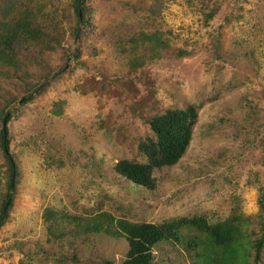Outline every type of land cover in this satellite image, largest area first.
<instances>
[{
	"label": "rangeland",
	"instance_id": "rangeland-1",
	"mask_svg": "<svg viewBox=\"0 0 264 264\" xmlns=\"http://www.w3.org/2000/svg\"><path fill=\"white\" fill-rule=\"evenodd\" d=\"M86 5L76 37L73 0H0V33L22 14L35 28L0 61V110L16 99L4 118L20 172L0 219V264H118L127 242L106 230L119 221L240 216L247 240L264 241V0ZM144 34L155 40L147 45ZM187 105L198 114L191 141L174 165L154 171L155 188L115 171L122 158L146 161L138 146L152 136L147 117ZM6 180L0 147V200ZM100 219L104 230L85 228ZM154 253L152 264L194 260L172 243ZM254 255L249 245L246 264H264V243Z\"/></svg>",
	"mask_w": 264,
	"mask_h": 264
},
{
	"label": "trees",
	"instance_id": "trees-1",
	"mask_svg": "<svg viewBox=\"0 0 264 264\" xmlns=\"http://www.w3.org/2000/svg\"><path fill=\"white\" fill-rule=\"evenodd\" d=\"M86 1L73 0L76 19L73 34L76 37L80 33L79 25L86 24ZM212 15L213 13H210L209 17ZM27 17L28 15L23 16L22 14V17L17 18L12 23L4 22L5 32L0 33V61L4 62V59L9 58L6 46H11L19 39L27 40L35 33V28L31 26V20ZM143 36L148 39L147 45L155 40V37L150 34ZM1 44L4 45L1 46ZM154 54H156L155 49L152 55ZM78 57L79 54H76L75 58ZM146 58L143 54L139 55L136 59H131L129 64L135 67L142 64ZM44 83H34L27 93H24L20 98V103L31 101L42 91L45 86ZM15 102V97H12L6 103L7 106L0 110L1 119L4 117L6 120L10 119L8 104ZM197 118V111L192 105L183 108H167L161 113L147 117L152 136L145 141H140L138 146L139 150L146 156V161L140 162L135 159L122 158L115 163V171L136 185L148 189L155 188L154 171L174 165L185 153L191 141L192 130ZM0 147L7 165V192L0 200V219H4L12 205L10 192H15L20 172L15 157L8 147L7 130L4 133L3 128H0ZM260 210L261 212L264 210V194L261 196ZM243 221L244 219H240V216L216 223H211L202 216L180 218L160 224L119 221L117 228L106 231L112 235L123 236L127 242L128 249L125 257L118 264H152L155 258L154 250L163 242L183 247L188 254L194 256L193 264H246L249 245L254 247V259L258 260L264 241L259 238L254 243H250L243 230ZM101 222V219L94 220L91 223H86L85 228L90 229L89 227L92 226L97 231L104 230ZM56 225L55 222H50L48 226L52 234L57 229ZM261 228L263 237L264 219ZM105 264L115 263L106 261Z\"/></svg>",
	"mask_w": 264,
	"mask_h": 264
},
{
	"label": "water",
	"instance_id": "water-1",
	"mask_svg": "<svg viewBox=\"0 0 264 264\" xmlns=\"http://www.w3.org/2000/svg\"><path fill=\"white\" fill-rule=\"evenodd\" d=\"M3 131L5 133L6 129H5V118L3 119Z\"/></svg>",
	"mask_w": 264,
	"mask_h": 264
}]
</instances>
